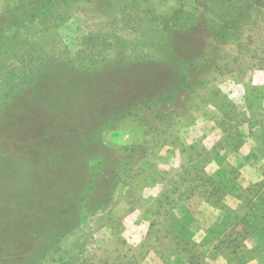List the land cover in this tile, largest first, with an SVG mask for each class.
<instances>
[{"label":"rangeland","instance_id":"374dc122","mask_svg":"<svg viewBox=\"0 0 264 264\" xmlns=\"http://www.w3.org/2000/svg\"><path fill=\"white\" fill-rule=\"evenodd\" d=\"M34 1L44 15L32 23L22 56L24 65L30 59L39 65L42 59L47 66L30 70L35 84L18 96L0 97V264H79L91 253L95 264H236L235 246L224 247V240L250 208L249 192L227 194L216 206L217 197L204 199L203 180L196 178L213 175L219 186L234 178L245 188L264 179V20L233 32L214 52L204 81L191 98L176 102L175 117L155 130L141 118H128L105 134L116 145L144 144L147 155L120 185L110 214L67 227L42 256L37 250L76 210L66 215L64 204L71 209L66 202L89 172V161L76 156L83 149L80 142L62 140L61 118L79 117L92 100L111 98L107 81L113 72H108L142 50L157 49L147 41L153 25L162 32L171 25L183 27L206 38L204 31L219 25L221 16H235L245 0ZM15 2L0 0V22ZM23 66L14 61L0 68V88L24 75ZM21 106L27 111L23 120ZM53 121L60 126L51 130ZM73 125L79 129L77 121ZM197 184L202 186L196 189ZM35 211L49 218L33 222L29 214ZM31 226L45 229L35 238ZM253 244L249 238L247 245ZM187 256L195 257L188 263ZM248 262L264 264V253Z\"/></svg>","mask_w":264,"mask_h":264},{"label":"trees","instance_id":"16d2710c","mask_svg":"<svg viewBox=\"0 0 264 264\" xmlns=\"http://www.w3.org/2000/svg\"><path fill=\"white\" fill-rule=\"evenodd\" d=\"M7 9L5 15L7 21L4 19L0 22V26H2L0 27L1 69L6 67V64L13 65L14 61L24 65L25 59H23L21 48L26 46L32 23L44 15L43 11L39 10V3L34 0L30 2L16 0L15 4ZM263 9L264 0H245L238 7L235 16L229 14L221 16L219 25L204 31L208 34L206 38L200 37V35H192L183 27L171 25L168 28L165 27V32H162L158 25H153L154 29L151 35L149 34L147 41L150 39L149 43L151 44L149 46L157 49L154 52L142 50L139 55L130 57L127 62H124L122 67L115 68L113 66L114 69L108 72V75L113 72L107 81L111 98L105 102L92 100L86 104L88 105L87 108L83 107L79 117L73 115L61 118L65 128L62 140L80 142L79 147L83 149L76 151V156L81 161H89V174L86 173L87 178L81 184L82 187L74 192L73 198L66 202L71 209L64 204L63 211L66 212V215L73 210V207L76 209L74 213L65 215L66 217L59 222L60 226L55 227L57 230L54 229L53 232H50V229H47L49 231L48 240L43 244L46 246L37 250L41 252L42 256L48 255V251L54 247V244L66 235L64 230L67 227L68 230H73L77 225L84 224L87 219L90 222L93 217L100 213L110 214L120 185L125 184L127 179L132 176L134 166L147 155V148L144 144L116 145L107 142L105 134L115 129L121 120L128 118H141L144 126L153 130L158 129L165 120L172 118L176 113L174 108L176 102H180L183 98H191L194 91L204 81L205 75L216 60L214 52L231 39L233 32L242 31L250 22L256 25L258 20H264V16L259 17ZM203 20L205 22V18ZM3 24L6 27H3ZM192 27L197 28V25ZM16 31H20V34L15 33ZM158 44L160 46H156ZM38 61L40 64L36 65L33 64L32 59L28 60L23 66L24 75L21 77L13 75L12 83L9 85L6 83L5 85L8 87L0 88V97L10 99L12 96L11 99H13L24 91L25 86L34 85V78L29 75L30 70L32 72H34L33 68L44 70L47 66L46 60L39 59ZM127 63L133 64V67H127ZM84 72L81 73L84 74ZM80 76L82 77L81 74ZM11 77L10 75V79ZM98 77L101 78V74ZM101 81L102 79H100ZM16 92L18 93L14 95ZM19 109L23 120L27 111L23 106ZM150 119L160 120V122L151 124ZM76 121L79 129L73 125ZM59 126L57 121H53L49 127L54 130ZM86 130H90V132L84 137ZM71 144L73 142H67V145ZM74 165H78V163ZM187 172L188 175H191V172ZM206 176L207 174H204V177L199 176L196 179L202 178L203 180L205 188L201 191L204 193V199L210 200L217 197L218 205L216 206H221L219 203L226 198L227 194L237 193L236 195L241 197L240 192L242 194L249 192L246 199H249L248 206L250 208L244 215L240 216L224 240L226 242L224 247L232 248L235 246L232 253L233 258L237 261L236 264H247L248 261L264 253V179L245 188L240 186L234 178L227 186H219L213 175ZM200 186L202 184H197L195 187L198 189ZM46 213L35 211L29 215L41 223L42 220L47 221L49 218ZM26 224L27 222H23V225ZM24 229L25 227L17 229V233L14 234L16 238ZM43 229H45L44 226L39 228L31 226V237L36 238L39 231ZM249 238H252L254 242L251 248L247 245ZM46 247H49L48 250ZM94 256L92 253L90 256L87 255L79 264H95ZM194 257L187 256V262L191 263ZM135 263L137 264V261L133 263L131 260H120L119 262L113 260L109 264ZM207 264L211 263L208 262Z\"/></svg>","mask_w":264,"mask_h":264}]
</instances>
